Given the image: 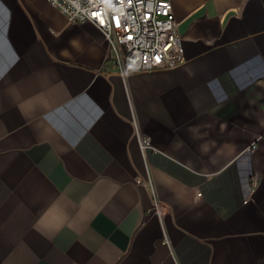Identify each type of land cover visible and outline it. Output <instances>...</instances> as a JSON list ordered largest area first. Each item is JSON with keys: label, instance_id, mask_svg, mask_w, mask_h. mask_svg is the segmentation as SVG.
Returning <instances> with one entry per match:
<instances>
[{"label": "crops", "instance_id": "1", "mask_svg": "<svg viewBox=\"0 0 264 264\" xmlns=\"http://www.w3.org/2000/svg\"><path fill=\"white\" fill-rule=\"evenodd\" d=\"M171 2L184 61L124 74L0 0V264H264V0Z\"/></svg>", "mask_w": 264, "mask_h": 264}, {"label": "built area", "instance_id": "2", "mask_svg": "<svg viewBox=\"0 0 264 264\" xmlns=\"http://www.w3.org/2000/svg\"><path fill=\"white\" fill-rule=\"evenodd\" d=\"M71 23H94L124 74L172 68L184 61L171 0H48Z\"/></svg>", "mask_w": 264, "mask_h": 264}]
</instances>
